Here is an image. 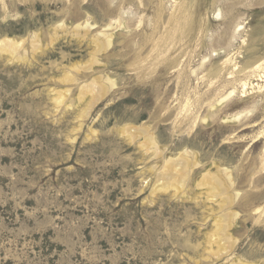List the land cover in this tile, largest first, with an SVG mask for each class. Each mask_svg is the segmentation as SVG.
Wrapping results in <instances>:
<instances>
[{
  "label": "rangeland",
  "instance_id": "obj_1",
  "mask_svg": "<svg viewBox=\"0 0 264 264\" xmlns=\"http://www.w3.org/2000/svg\"><path fill=\"white\" fill-rule=\"evenodd\" d=\"M182 1L0 0V264H264V0Z\"/></svg>",
  "mask_w": 264,
  "mask_h": 264
},
{
  "label": "bare ground",
  "instance_id": "obj_2",
  "mask_svg": "<svg viewBox=\"0 0 264 264\" xmlns=\"http://www.w3.org/2000/svg\"><path fill=\"white\" fill-rule=\"evenodd\" d=\"M85 1V0H84ZM148 1V0H147ZM151 2V4H152V2H154V0H150ZM144 2V1H143ZM112 3V2H111ZM186 0H183L181 3H177L176 5H173V11L170 13V24L172 25V26H174L175 25V23H176V25L177 24H180V21H181V19L180 18H183V17H185L187 14L186 13H189L190 12V9H189V5H187L186 6ZM160 4H161V6L160 7H158V8H160V10L161 11H159V12H157V13H163L166 9H165V7H163L162 6V0H161V2H160ZM157 8V9H158ZM138 10H140L139 8H138ZM219 12H222L221 10H219ZM112 13H113V11H112ZM111 13V14H112ZM110 14V15H111ZM112 16V15H111ZM189 18V17H188ZM188 18H185L186 20V22L188 23V25L186 26L187 28H191V26H190V20L188 21ZM190 19V18H189ZM120 23V27H122L124 24H123V21H122V19H121V21L119 22ZM185 23V22H184ZM112 24V23H111ZM87 25V24H86ZM90 24L88 23V25L87 26H89ZM91 26V25H90ZM107 26H109V25H107ZM109 27H111L112 28V25H110ZM85 28V27H84ZM89 27H87V29H88ZM90 29V28H89ZM113 29V28H112ZM192 29V28H191ZM85 31H87V30H85ZM190 31V30H189ZM101 32V31H100ZM103 33V39H101L100 37L98 38V36L96 37V43L95 44H97L98 46H99V48L100 49H102L103 51H104V49H108L111 45H112V37H113V34H109V33H104V32H102ZM102 33H100V34H102ZM102 37V36H101ZM82 38V37H81ZM98 38V39H97ZM93 40H95V39H93ZM93 42H95V41H93ZM16 43L14 42V41H12V40H9V39H5L4 41H2L1 43H0V48H4V47H10V49H11V47L13 48H15V45ZM1 50V49H0ZM12 50V49H11ZM96 50V49H95ZM93 56H97L96 54L95 55H93ZM93 60L95 59V58H92ZM92 60V61H93ZM228 61H226V63H227ZM94 63V62H93ZM226 63H224V64H226ZM246 75H247V78H254V79H256L257 78V80H255V81H259V82H261L262 83V85H260V84H256V85H253V83H251V81L249 80V82H245V83H243V88L244 89H246V87L247 86H251V87H258L260 90L262 89V88H264V57L263 58H261V59H257V60H255L254 62H252L251 64H250V66L247 68V72H246ZM108 79V78H107ZM99 80V79H98ZM101 80V79H100ZM112 81V80H111ZM109 81V79H108V82L110 83V86L112 87V86H115V84H114V82L112 81ZM102 82V81H101ZM93 84V83H92ZM92 84H90V85H88V86H86L85 87V90L86 91H91V89H92V87H93V85ZM87 85V84H86ZM97 85H100L99 83L97 84ZM108 85H103V87H101L99 90H101V91H103V90H105L106 88H108L107 87ZM97 87V86H96ZM97 88H99V87H97ZM262 91V90H261ZM83 92V91H82ZM92 92V91H91ZM99 92V91H98ZM85 93V92H84ZM100 93H102V92H100ZM86 94V93H85ZM92 94V93H91ZM233 94V91L231 92V93H229V95L227 96V97H229V96H231ZM59 102V101H58ZM152 143V142H151ZM184 154H186V153H184ZM184 157V156H183ZM180 158L181 160L183 159V161L185 160V158ZM180 159L179 160H170V161H168V167H169V172L168 173H166L165 175H163L162 177H161V181L163 182L166 178H170V176H172L173 174H176L178 171L176 170V167H175V163H173V162H180ZM188 158H186V160H187ZM191 159V158H190ZM182 162V161H181ZM186 162V161H185ZM187 163H189L190 164V162H187ZM187 167V166H186ZM218 173H219V171H218ZM219 177V176H218ZM217 177V178H218ZM207 179L209 180V181H214V179H215V175H213V174H209L208 176H207ZM217 180V179H216ZM166 182H167V180H165ZM219 181V180H218ZM217 181V182H218ZM161 182V183H162ZM212 183V182H211ZM163 184V183H162ZM218 184V183H217ZM159 185V184H158ZM157 185V186H158ZM163 186V185H162ZM165 187L167 186V184L166 185H164ZM157 188V187H156ZM159 188V187H158Z\"/></svg>",
  "mask_w": 264,
  "mask_h": 264
}]
</instances>
